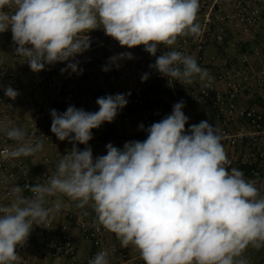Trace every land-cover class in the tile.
Instances as JSON below:
<instances>
[{"label": "clouds", "instance_id": "9594fccd", "mask_svg": "<svg viewBox=\"0 0 264 264\" xmlns=\"http://www.w3.org/2000/svg\"><path fill=\"white\" fill-rule=\"evenodd\" d=\"M199 7V0H0V33L11 31L18 62L34 73L67 62L62 74H82L76 57L90 49L88 33L102 28L121 47L143 46L156 57L150 68L186 86L197 77L211 80L195 57L173 48L180 37L202 35ZM161 47L171 50L157 56ZM123 59L134 57L112 56L102 70L119 68ZM148 78L145 73L141 80ZM4 94L13 101L19 95L11 86ZM127 95L98 98L96 112L75 106L50 111L51 132L73 146L46 183L27 186L30 196L17 184L10 202L0 205V264H18L17 249L34 226L49 228L62 206L59 200L47 206L54 196L67 197L80 209L90 205L96 223L115 234L121 247L138 251L144 264H248L245 251L264 247V196L257 182L237 168L229 170L215 126L204 120L185 128L183 101L146 129L143 142H126L123 149L109 143L107 154L95 158L90 147L77 148L88 145L92 129L114 121ZM0 130L17 142L10 158L34 156L44 148L41 138L33 134L26 141L18 127L0 122ZM89 264H110L108 252H98Z\"/></svg>", "mask_w": 264, "mask_h": 264}, {"label": "built area", "instance_id": "2783aa9c", "mask_svg": "<svg viewBox=\"0 0 264 264\" xmlns=\"http://www.w3.org/2000/svg\"><path fill=\"white\" fill-rule=\"evenodd\" d=\"M199 3L198 12L203 13L205 16L204 23L201 26L202 35L197 39L191 36L180 37L173 46L175 50L181 51L185 55L189 54L190 46H194L197 50H205L207 48L206 38L209 34L210 23H231L237 28L238 32L251 34L264 22V0H212L211 2L199 0ZM223 4L227 7L223 8ZM0 34L4 39L12 40L10 30ZM88 35L91 38L90 49L76 57V60L79 61V68L83 69L82 74L72 73L71 70L62 74L61 69L66 67L67 62L46 65L45 70L39 73H34L30 68L25 71L7 68L0 63V122L11 128L26 113V127L29 129L30 140L35 134L44 143H56L59 140L51 132L52 118L50 111L52 109L63 113L69 106H75L88 112H96L99 110V105L96 103L98 98L118 93H130V95H127V105L119 111L113 121L123 140L116 147L123 149L126 142H143L146 140L148 135L146 129L171 114L174 105L169 106L158 101L155 95L140 82L119 84L114 88H108L97 94L89 95L82 81L83 76L94 72L93 66L95 65H99L101 68L109 66L108 53H111V57L120 53L107 44L102 52L96 50V43H101L104 40L115 41L111 37L106 36L102 28L93 30ZM137 48L152 64L155 63L156 57L147 53L143 46H138ZM167 50L171 49L158 51L157 56ZM261 51L262 49L259 46H251L248 51L240 56L242 65L239 68L216 73L214 76L216 80L206 81L197 92L192 93L188 98H179L175 102V104L180 101L185 103L183 111L186 115V107L189 103H193L196 100L210 99L216 108L217 117L223 123L220 132L222 144L230 147L243 144L241 150L237 153L236 166L244 173L245 178L255 180L257 183L261 179L258 171H262L264 168V107L260 105L245 106L239 100L242 82H250L253 88L262 93L264 100V69L253 70L250 67L251 59L259 56ZM118 63L119 68L114 65L111 68L118 71L122 76L130 77L139 70L137 64L132 60L123 59L118 61ZM152 70L156 72L155 69L152 68ZM31 82L33 84H30ZM172 83L175 84L176 81H172ZM8 86H11L19 93L14 101L4 94V90ZM21 107L25 109L24 112ZM238 118H241L244 122L236 130L230 131L228 129L229 124ZM135 123L138 125L143 124L144 130L139 128L137 132L133 130L132 133H129L125 129L126 127H121V125L132 127ZM105 129L104 124L97 129H92L93 138L88 142L90 148L97 152L98 156L106 155V138H103V140L100 136ZM0 132L3 133L0 144V178L2 172H5L9 179V184L4 188L6 201L0 203V205H6L10 202L9 193L13 186L17 184L21 187L26 186L25 193L31 195L27 190V186L40 184V182L35 183L28 176L26 168L14 169L10 166L12 158L8 156V153L14 149L15 141L7 139L2 130ZM82 145L77 144L76 146L81 147ZM72 146L68 142V148ZM227 157L232 164L233 155L228 154ZM231 164L228 168H230ZM50 175L44 173L47 179ZM259 189L261 195L264 196V188L259 187ZM72 229H76L82 238L89 240L95 248L86 258L85 264H89V261L102 250L108 252L109 258L119 253V263L121 264H144L139 253L132 256L126 252H119V249L114 245H107L106 240L109 232L96 223L95 213L76 206L71 207L67 211L66 220L56 237L46 242L44 235H37L39 242L35 245V249L37 252L47 256L72 255L76 248ZM34 237L31 232L27 242L36 239ZM24 264H49V262L44 259L42 262L25 261Z\"/></svg>", "mask_w": 264, "mask_h": 264}, {"label": "crops", "instance_id": "0c3cea01", "mask_svg": "<svg viewBox=\"0 0 264 264\" xmlns=\"http://www.w3.org/2000/svg\"><path fill=\"white\" fill-rule=\"evenodd\" d=\"M212 1V0H208ZM223 8L227 6L223 4ZM205 16L203 13L198 12L197 21L201 26L204 23ZM209 34L207 35V48L205 50H197L194 46L189 47L190 56L195 57L198 62V65L207 69L211 80L215 79V74L221 71L230 70L232 68H239L242 64L240 61V56L245 51V49L250 46H260L262 48L261 54L257 57H253L251 59L250 67L253 70L264 69V22L251 34H242L238 32L237 28L231 24L226 22H221L217 24H209ZM106 44L111 46L114 50L119 53L130 52L134 59H131L135 62L139 68L138 72L131 75L130 77L122 76L118 71L112 69L110 66V70L105 72L99 65L93 66V71L91 73L85 74L83 76V83L85 84V89L89 95L97 94L100 91H103L108 88H114L119 84H130L133 82H140L144 84L149 91H151L155 97L169 105L172 106L175 104L177 99L179 98H188L192 93L197 92L202 85L207 81L201 82L197 77L193 84L191 85H182L180 82L176 81L175 84L169 82L166 77H163L159 74V72H154L152 68L149 67L152 62L148 60L145 55L137 48L128 49L126 47H121L117 41L104 40L101 43H96V50L102 52L105 48ZM15 45L13 40H6L0 34V63L7 68L11 69H20V70H28L30 67L27 63H19V58L15 55L14 49ZM245 49H244V48ZM165 48L161 47L158 51H162ZM96 53H98L96 51ZM107 58L111 57V53ZM148 73L149 78L142 82L141 77L143 74ZM31 80V79H30ZM217 82V81H216ZM30 84H33L31 82ZM219 86L221 84L217 82ZM240 103L245 106L251 105H260L264 107V100L262 98V93L252 87L250 82H242V90L240 96ZM23 112L25 109H23ZM26 113L23 114V118L17 122V124L13 127H18L25 131L26 133V141H30L29 129L26 127L25 117ZM186 116L189 117L188 123L185 128H189L192 124H198L201 121H208L211 125L215 126L219 133L222 130L223 123L216 115V108L213 106L210 101L205 100H196L193 103H189L186 107ZM244 121L242 119H237L231 122L228 126L230 131H234L240 126ZM106 127L105 131H102L100 136L105 139V144L111 143L114 147L118 144L122 143V136L118 133L116 126L113 122L103 123ZM122 128L132 133L133 130L135 132L138 131L139 125L135 123L134 126L128 127L127 125H121ZM98 132V131H96ZM2 134L0 132V144L2 142ZM104 140V139H103ZM105 145V152L107 154V149ZM17 146V142L14 144V148ZM225 151L228 154L233 155L232 164L229 168H238L236 166V162L238 159L237 153L241 150L243 144H238L235 147H230L226 144H223ZM86 147H90L88 145H82L81 147H77L79 150H84ZM72 148V147H71ZM68 148V141H58L56 143H44V148L41 152L35 154L34 156L29 157H20V158H12V162L10 166L18 168H26L28 176L36 183L40 182V184L46 183L47 178L44 176V173L52 174L55 170V167L59 160L62 158V155L67 153V150H71ZM93 157H98V153L93 151ZM248 179V178H246ZM261 178L256 186L259 188H264V182ZM9 184V179L6 173L2 172L0 178V203L6 201L4 196V188ZM25 196H30L24 193ZM57 200L61 201V209L58 213L51 218V225L49 228H43L39 226H34L32 230L33 236H35L33 241L25 243L23 247H19L17 249L18 253V264H24L25 261L29 262H42L46 259L49 264H85V260L90 255L95 248L89 240H85L82 238L80 233L76 229H72L75 237V251L70 256H47L42 253L37 252L35 249V245L38 241L37 235H44L46 237V242L50 239L56 237L59 234V230L61 226L64 224L66 220V213L71 207H74L75 204L69 200L67 197H50L48 205L49 207H54ZM88 211L94 212L92 207L86 206L85 208ZM95 213V212H94ZM38 233V234H37ZM40 240V239H39ZM107 245H114L119 249V252H126L129 255L135 256L139 252L134 250L132 247L123 248L120 245V241L116 238L115 234L109 232L106 240ZM244 258L247 259L248 264H264V247L260 249H255L253 247H249L245 253ZM110 264H121L119 263V253L112 255L110 258Z\"/></svg>", "mask_w": 264, "mask_h": 264}, {"label": "trees", "instance_id": "16d2710c", "mask_svg": "<svg viewBox=\"0 0 264 264\" xmlns=\"http://www.w3.org/2000/svg\"><path fill=\"white\" fill-rule=\"evenodd\" d=\"M250 47H251V46H250ZM259 47H260V46H259ZM243 48H244V47H243ZM260 48H261V47H260ZM244 49H245V48H244ZM261 49H262V48H261ZM246 51H248V47L245 49V51H243V53L246 52ZM243 53H242V54H243ZM242 54H241V55H242ZM147 89H148V88H147ZM156 99H157V98H156ZM183 99H185V98H183ZM157 100H158V99H157ZM158 101H159V100H158ZM205 101H208V102L210 101V103L214 106V104L211 102L210 99H207V100H205ZM160 102H161V101H160ZM238 119H239V118H238ZM240 119H241V118H240ZM251 167H253V166H251ZM13 168L15 169V167H13ZM238 169H239V168H238ZM258 172L260 173V177L264 179V168H263L262 171H258ZM263 179H262V180H263ZM263 182H264V180H263ZM35 183H36V182H35ZM69 256H70V255H69Z\"/></svg>", "mask_w": 264, "mask_h": 264}]
</instances>
